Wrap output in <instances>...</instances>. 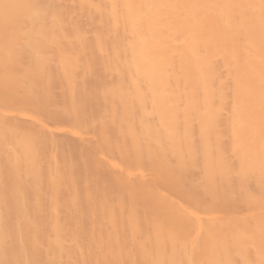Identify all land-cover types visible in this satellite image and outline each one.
Returning <instances> with one entry per match:
<instances>
[{"label":"bare ground","instance_id":"obj_1","mask_svg":"<svg viewBox=\"0 0 264 264\" xmlns=\"http://www.w3.org/2000/svg\"><path fill=\"white\" fill-rule=\"evenodd\" d=\"M0 264H264V0H0Z\"/></svg>","mask_w":264,"mask_h":264}]
</instances>
